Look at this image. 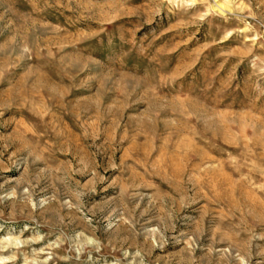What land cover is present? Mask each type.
Masks as SVG:
<instances>
[{
  "label": "rangeland",
  "instance_id": "obj_1",
  "mask_svg": "<svg viewBox=\"0 0 264 264\" xmlns=\"http://www.w3.org/2000/svg\"><path fill=\"white\" fill-rule=\"evenodd\" d=\"M0 264H264V0H0Z\"/></svg>",
  "mask_w": 264,
  "mask_h": 264
}]
</instances>
